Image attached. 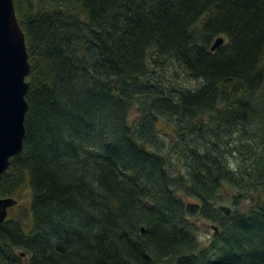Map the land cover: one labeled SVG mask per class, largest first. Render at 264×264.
Instances as JSON below:
<instances>
[{"label":"trees","instance_id":"trees-1","mask_svg":"<svg viewBox=\"0 0 264 264\" xmlns=\"http://www.w3.org/2000/svg\"><path fill=\"white\" fill-rule=\"evenodd\" d=\"M13 2L28 108L0 198L30 202L0 264H264V0Z\"/></svg>","mask_w":264,"mask_h":264},{"label":"water","instance_id":"water-1","mask_svg":"<svg viewBox=\"0 0 264 264\" xmlns=\"http://www.w3.org/2000/svg\"><path fill=\"white\" fill-rule=\"evenodd\" d=\"M222 43L223 38L217 37L211 49ZM29 71L25 35L18 23L14 2L0 0V174L8 167L10 158L23 147ZM16 203L13 197L0 198V223L7 217L8 208ZM218 208L224 215L232 213L229 205L219 204ZM211 227L217 230L215 225Z\"/></svg>","mask_w":264,"mask_h":264},{"label":"rangeland","instance_id":"rangeland-1","mask_svg":"<svg viewBox=\"0 0 264 264\" xmlns=\"http://www.w3.org/2000/svg\"><path fill=\"white\" fill-rule=\"evenodd\" d=\"M185 83L188 85H194L195 81L186 79L184 80ZM16 200L19 201V204L17 206H12L8 209L7 216L10 217H17L21 219L23 222L28 224L29 217H28V207L30 202V190L28 187H23L18 192ZM223 204L229 205V201H224ZM203 226V223H200ZM199 239L203 244H206L210 237L212 236V227L211 225H204L203 228H201L198 232Z\"/></svg>","mask_w":264,"mask_h":264}]
</instances>
